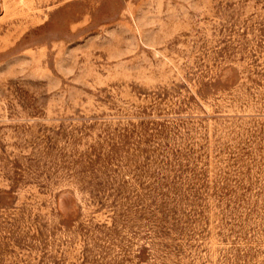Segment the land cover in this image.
Returning a JSON list of instances; mask_svg holds the SVG:
<instances>
[{
    "label": "rangeland",
    "instance_id": "obj_1",
    "mask_svg": "<svg viewBox=\"0 0 264 264\" xmlns=\"http://www.w3.org/2000/svg\"><path fill=\"white\" fill-rule=\"evenodd\" d=\"M0 264H264V0H0Z\"/></svg>",
    "mask_w": 264,
    "mask_h": 264
}]
</instances>
